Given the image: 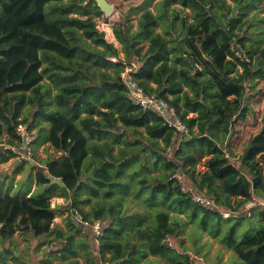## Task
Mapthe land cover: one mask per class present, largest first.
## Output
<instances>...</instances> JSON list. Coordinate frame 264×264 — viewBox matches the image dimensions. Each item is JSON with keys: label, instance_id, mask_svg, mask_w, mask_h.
<instances>
[{"label": "trees", "instance_id": "obj_1", "mask_svg": "<svg viewBox=\"0 0 264 264\" xmlns=\"http://www.w3.org/2000/svg\"><path fill=\"white\" fill-rule=\"evenodd\" d=\"M235 1L162 0L156 14L142 12L134 31L129 23L114 28L125 57L112 61L119 50L97 28L94 16L103 12L95 0H0V136L7 133L9 144H16L20 120L31 130L44 121L58 152L25 161L44 191L11 193L0 184L2 244L32 231L60 242L53 250L59 260L44 264H80L73 259L78 246L88 264H156L152 257L194 264L168 241L182 234L183 213L213 236L227 223L221 241L244 264H264V204L246 209L255 196L264 198V130L250 138L241 166L232 162L228 145L251 109L248 89L264 80V37L250 36L240 25L255 0ZM173 3L190 8L193 21ZM160 23L162 31L156 29ZM235 46L248 59H240ZM110 66L114 72L102 69ZM126 66L146 94L176 107L187 133L133 101L122 77ZM28 104L29 112L37 106L33 121L19 119ZM206 157L201 172L197 166ZM176 173L191 179L187 190ZM194 187L214 205L195 201ZM55 191L71 194V206L102 221L98 241L90 231L77 240L73 231L54 225ZM252 217L257 226L243 229L256 232L238 240V228ZM23 259L13 247L0 250V264H28Z\"/></svg>", "mask_w": 264, "mask_h": 264}, {"label": "rangeland", "instance_id": "obj_2", "mask_svg": "<svg viewBox=\"0 0 264 264\" xmlns=\"http://www.w3.org/2000/svg\"><path fill=\"white\" fill-rule=\"evenodd\" d=\"M89 0H85L87 2ZM114 6V11L111 14L102 13L101 16H94V19L97 22V28L100 31L104 32V37L107 41L113 42L119 50L117 55L118 60H123L125 57V52L122 44L116 38L114 33V28L120 24L123 27L126 24H131V30L134 31L138 27L139 18L142 12L149 8L155 14L158 11L160 2L162 0H108ZM249 0L242 1V4H247ZM252 1V0H251ZM231 5H236L235 0H227ZM251 3V2H250ZM171 7H179L180 15H185L188 12L187 19L188 21H193L192 10L190 8H184L179 3L171 4ZM252 8L247 11V14L242 18L240 25L246 29V33L252 37L263 36L264 37V0H255ZM158 31H162L163 23L156 28ZM237 31H239L237 29ZM147 46V41L143 42ZM117 60V61H118ZM136 61H133L135 65ZM136 66V65H135ZM102 69L110 72H114L116 66H110L109 68L103 67ZM47 77V76H46ZM49 81V79H46ZM257 80V79H256ZM53 86V85H52ZM249 97V106L250 111L248 112L246 118L240 119L235 127L239 130L238 136L234 138L232 142H228V145L231 144L233 147L234 155H230L232 162L237 166L242 165L240 156L243 154L246 149L250 138L258 134L260 131L264 130V80H258L255 89L247 91V98ZM30 105H26L23 108L22 116L19 119H24L28 115L29 121H33L34 113L37 109V106H32V109L29 112ZM44 121L41 123L37 122L32 128L33 135L35 137V157L43 159L46 157H53L58 152H56L47 140V131L42 129L43 126H47ZM9 135L4 133L0 136V143L5 145L9 144ZM6 155V154H5ZM3 157H0V184L3 189L8 186L10 181L12 182V188L15 185L22 182H34L33 176L36 170L31 171V167L27 162H24L23 171L15 173L17 168V160L15 157H10L7 160H3ZM206 158H203L198 164L197 168L199 171H205L207 169ZM40 166H43V161L38 162ZM249 168H244V172L248 171ZM31 171V172H30ZM264 173V172H263ZM30 179L29 177H31ZM250 179L253 178L251 174H248ZM35 179V178H34ZM180 180L184 187H187L192 184L191 179L186 174H181ZM31 190L40 191L44 186L37 185L32 183L30 185ZM29 186L26 188L28 190ZM11 188V189H12ZM194 189H196L194 187ZM17 191V189L15 188ZM195 193H201L197 189L194 190ZM13 192V191H12ZM205 191H202L201 194H204ZM87 194H83L85 196ZM206 195V194H204ZM264 204V198L256 197L253 201H249L246 205V209L250 208L255 204ZM72 200L70 197L66 196H54L52 198V205L56 207L57 217L55 218V225H65L66 229H70L69 226V217L68 211L71 208ZM89 205H84L85 209H88ZM227 212V211H225ZM174 213V212H173ZM226 217V215H223ZM181 219V224L183 225L182 234L179 237H169L168 241L170 244L174 245L179 251L186 252L191 255L194 264H244L242 260L237 256L235 251L221 241V238L224 236L223 232L227 227V223H222V230L219 235L213 236L209 230L203 229L196 221L193 222L188 216L183 213L179 214ZM246 223H250L252 226H257L256 218L252 217L251 222L244 220L243 225L238 228L237 232H240L241 229L245 226ZM75 231L74 228H72ZM243 229L237 236L238 240H241L245 237H248L256 232L251 230L245 233ZM76 232V231H75ZM47 236L36 237L32 231H27L24 234H15L9 241L7 240L5 244H2L0 241V250L4 249L5 246L13 247L19 256H22L24 261L28 264H42L40 259L44 257L50 248H57L60 246V242L57 240L48 241ZM46 241V242H44ZM96 242V241H95ZM93 243V242H92ZM94 249L97 248L93 243ZM151 258V256H150ZM156 259V264H167L166 260L163 258L152 257ZM178 259V257H177ZM12 264H19L18 262H12ZM143 264V263H141Z\"/></svg>", "mask_w": 264, "mask_h": 264}, {"label": "built area", "instance_id": "obj_3", "mask_svg": "<svg viewBox=\"0 0 264 264\" xmlns=\"http://www.w3.org/2000/svg\"><path fill=\"white\" fill-rule=\"evenodd\" d=\"M236 55L240 59H248L246 54L241 52L237 46L234 48ZM112 61H117L115 57L110 58ZM130 66H126L125 70L122 72V77L126 81L129 88V94L133 101L140 104L144 108H150L156 110L161 114L169 126L175 129L187 133L188 127L185 121L179 116L175 106H171L167 100L163 97H159L156 94H146L143 87L139 86L132 78L130 73ZM16 130L19 135L18 143L16 144H3L0 143V155L3 152L8 153V149L11 150L15 157L20 160L29 161L34 158V135L33 131L30 129L29 124L25 121L20 120L16 125ZM7 149V150H6ZM176 177L180 178L181 174L176 173ZM185 190L188 187H184ZM193 199L204 206H213V199L209 198L207 195L201 193H194ZM223 215L229 216V212L223 211ZM70 217L72 221L81 229L85 231H90L93 236L96 237L98 241V236L103 233L102 221L100 219H88L85 217L84 213L78 207H71ZM103 264H109L108 262Z\"/></svg>", "mask_w": 264, "mask_h": 264}, {"label": "crops", "instance_id": "obj_4", "mask_svg": "<svg viewBox=\"0 0 264 264\" xmlns=\"http://www.w3.org/2000/svg\"><path fill=\"white\" fill-rule=\"evenodd\" d=\"M46 123V122H45ZM47 124V123H46ZM48 126V125H47ZM48 133V132H47ZM48 136V135H47ZM50 143V142H49ZM34 144H35V142H34ZM51 144V143H50ZM52 146V145H51ZM34 150H35V146H34ZM12 157H15V156H12ZM15 159L18 161L17 162V164H18V166H17V168L15 169V173H21L22 171H23V167H24V165L25 164H23L25 161L24 160H20V159H18L17 157H15ZM20 165H22V166H20ZM20 166V167H19ZM32 176V175H31ZM35 178V179H34ZM31 179H32V177H31ZM33 181L34 182H29V181H27V182H22V183H19V185H18V183L15 185V187H13L12 188V182L13 181H10V183H8V186L5 188V189H8L11 193H14V192H16V190H15V188L17 189V190H20L21 192H24V191H26V188L29 186L30 187V185L32 184V183H36V186L38 185V183H37V178H36V171H35V173H34V176H33ZM12 188V189H11ZM44 188H45V186L43 187V191H44ZM4 189V190H5ZM13 191V192H12ZM29 193H28V195H30V194H32V193H34V192H36L37 190L35 189V190H31V187L29 188ZM27 191V192H28ZM54 196H66V197H70L71 198V194L69 195V196H67V195H62L60 192H54L53 193V195H52V197H51V201H52V198L54 197ZM53 206V205H52ZM53 207H55V206H53ZM70 207H72V206H70ZM89 208V207H88ZM57 217V212H56V216H55V218ZM68 217L70 218V220L72 221V219H71V217H70V211H68ZM72 223H73V225H75L74 227H71L72 225L70 224V222L68 223L69 224V226L71 227L70 229H66V227H65V225H61V227L63 228V229H65L66 231H69V230H71V231H73L72 230V228H74L75 229V231H73L74 233H76V239L78 240V239H81V238H84L85 237V232H84V230L82 231V232H80L78 229H81L80 227H78L73 221H72ZM54 225H55V223H54ZM57 226H60V225H57ZM77 226V227H76ZM17 233H19V234H24V233H20V232H17ZM17 233H15V234H17ZM51 239H53V237L52 236H50L49 238H48V241L47 242H49ZM44 242H46V241H44ZM97 247V246H96ZM54 249H56V248H50L49 250H48V253L44 256V257H42L41 259H40V262L42 263V264H44V262L47 260V261H52L53 263H55V262H57L58 260H59V257H57V255L56 254H54L53 253V250ZM78 251H79V255L77 256V257H75V258H73V259H79L80 260V264H88L87 263V260H86V252L81 248V247H79L78 246ZM152 257V256H151ZM46 264V263H45Z\"/></svg>", "mask_w": 264, "mask_h": 264}, {"label": "water", "instance_id": "obj_5", "mask_svg": "<svg viewBox=\"0 0 264 264\" xmlns=\"http://www.w3.org/2000/svg\"><path fill=\"white\" fill-rule=\"evenodd\" d=\"M95 1L97 5L100 7V9L102 10V12L111 14L114 11L113 4L109 2L108 0H95ZM55 180L61 182V179H55Z\"/></svg>", "mask_w": 264, "mask_h": 264}, {"label": "clouds", "instance_id": "obj_6", "mask_svg": "<svg viewBox=\"0 0 264 264\" xmlns=\"http://www.w3.org/2000/svg\"><path fill=\"white\" fill-rule=\"evenodd\" d=\"M34 140H35V137H34ZM7 150V149H6ZM9 150V149H8ZM34 153H35V151H34ZM35 155V154H34ZM33 160V159H32ZM25 161V160H24ZM73 207V206H72ZM76 207V206H75ZM70 210H71V208H70ZM81 210V209H80ZM83 230V229H82ZM85 231V230H84Z\"/></svg>", "mask_w": 264, "mask_h": 264}]
</instances>
